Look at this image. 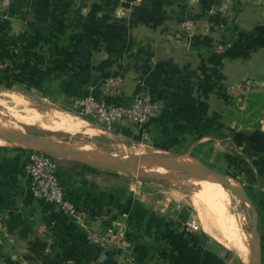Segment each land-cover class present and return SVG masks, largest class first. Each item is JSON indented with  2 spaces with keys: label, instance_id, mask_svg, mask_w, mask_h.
<instances>
[{
  "label": "crops",
  "instance_id": "obj_1",
  "mask_svg": "<svg viewBox=\"0 0 264 264\" xmlns=\"http://www.w3.org/2000/svg\"><path fill=\"white\" fill-rule=\"evenodd\" d=\"M11 1L9 18H0V57L12 58L11 46H21L15 55L18 77L10 87L63 107L84 95L86 84L99 96L102 80L116 74L124 103L147 89L161 104L146 124L147 138L141 142L118 124L110 135L171 154L211 146L218 163L241 172L243 159L258 188L252 193L260 196L256 232L264 264V93L246 99L245 112L237 109L241 98L226 95L237 80L249 78L251 91L264 85V0H236L231 26L209 32L205 23L219 19L207 10L217 0ZM187 18L197 20L193 31L179 26ZM225 40L229 47L213 52ZM80 121L75 131L95 133ZM26 154L22 146L0 147V214L8 215L0 264H16L19 257L29 264L69 259L131 264L130 257L136 264H235L213 231L203 229L214 239L183 233L167 203L141 194L124 175L57 157L66 195L91 214L83 228L53 204L32 197L23 170ZM179 159L190 161L186 155ZM120 229L126 240L122 248L104 250L87 238V230Z\"/></svg>",
  "mask_w": 264,
  "mask_h": 264
},
{
  "label": "rangeland",
  "instance_id": "obj_2",
  "mask_svg": "<svg viewBox=\"0 0 264 264\" xmlns=\"http://www.w3.org/2000/svg\"><path fill=\"white\" fill-rule=\"evenodd\" d=\"M261 88L262 89L258 88L257 90L250 91L252 93L249 92L242 96L238 104L243 103L244 105L245 100L247 99L249 101V97L254 93H264V85H262ZM257 99L260 101L261 97H258ZM243 105L240 106L241 108H237L238 111L245 112L244 110L246 104L244 106ZM234 107H237V105ZM244 117L245 116L243 115L242 118ZM58 118H64L65 121L67 120V123L70 121L72 124H63L61 120H58ZM80 120H83L84 122L91 125L94 128L95 133L87 134L81 131H75V126L79 123H82ZM0 121L4 123V125H0V127L6 129L4 132L7 133V136L10 139L33 137L44 139L61 146H64L66 143L80 147L87 145L93 146L89 147L88 153H98L97 150H99V154L95 155V159L93 160H107V158L124 156L134 157L135 159L138 158L140 154L146 155L151 153H159L160 156L164 157H171L172 155H186L191 162L196 163L197 167H203L206 170L212 171L213 173L219 175L220 177L226 175L231 180H234L233 184L235 187L245 195L247 200L244 197V199H242L230 189H226L225 187L223 188L224 196L226 198V215H229L228 217L234 219L239 227V234H241L240 236L243 237L248 246L249 244L251 245L250 237L252 234V226L257 228V219L256 217L253 219L252 215L253 210L256 213V206L258 205L257 198L260 197L257 196L259 194H254V192L252 193L254 189H258L254 186L256 185L254 175L252 177L246 172L245 168L247 167L244 166L245 163H241V165H239L242 169V172L239 169L236 170L235 167L230 166L229 164L226 165L218 163V159H215V156L213 155L214 153L211 149V146H208L199 152L193 151L190 154H171L164 151H155L141 143H130L123 139H117L110 135V132L108 131L109 129H106L93 122L86 121L84 118L77 117L69 110L63 108L61 105L53 104L48 100H43L38 97H30L22 91H19L16 88L7 87L4 84H0ZM257 122H260V120H257ZM0 139L3 140V143L0 144V147L22 146L25 149H45L40 143L37 142L24 141L25 143L19 144L11 140L4 139L1 136ZM28 143L32 144V147L28 146ZM247 166L250 167V165ZM94 167L99 170L102 169L108 173H118L124 175L127 181L137 188L141 194L148 195L152 199H157L158 203H167L170 208V215H172L174 219H194L198 225V229L195 230V232L214 239L212 236L203 231L204 228L209 227V229L215 234H218V232L220 234L214 213L208 209L206 206V201L199 194L196 184L192 181V178L196 177L195 174H203L204 176L209 175L208 173H205V171H202V169L182 170L174 167V169L171 168L165 170V166L159 165L146 167L145 169L138 168L137 171L130 170L115 172L110 168V166ZM248 170L251 171V167ZM206 178H208V180H214L211 177ZM198 181L203 182L207 180L201 179ZM260 191L263 192L264 190ZM211 217L214 218L213 220L216 221L215 223L212 221ZM221 245L225 247L224 244ZM229 253L231 254V261L233 263L244 264L243 261L234 253V251L229 249Z\"/></svg>",
  "mask_w": 264,
  "mask_h": 264
},
{
  "label": "built area",
  "instance_id": "obj_3",
  "mask_svg": "<svg viewBox=\"0 0 264 264\" xmlns=\"http://www.w3.org/2000/svg\"><path fill=\"white\" fill-rule=\"evenodd\" d=\"M118 1V0H113ZM11 0H0V18H9ZM236 0H217L207 10L210 17L218 18V21H208L204 30L209 32L213 28L224 29L230 27L233 9ZM197 25L196 19L187 18L180 22L179 26L184 31H193ZM228 41H222L213 46V52L223 53L229 47ZM21 49L20 44L11 46L12 58L0 57V72L13 69L18 73L19 69L14 66L15 55ZM253 83L249 78L230 83L226 88L227 98L230 100L240 99L252 90ZM92 84H86L85 94L70 100L67 107L74 115L85 120L93 121L106 129H113L115 124L132 131L143 142L147 138L146 124L155 117L160 110L159 100H155L147 89L141 88L135 93L128 103L121 101L123 84L121 77L116 74L102 80L99 96L92 93ZM142 144V143H141ZM26 160L23 163L24 174L28 180V189L33 198L47 204H53L68 219L87 227L91 218L90 212L76 206L66 195L63 185L57 175L58 160L50 153L39 149H26ZM8 215L0 214V251L4 245ZM182 226L190 232L198 229L194 219L179 220ZM87 238L91 243L106 250L110 248H122L126 242L125 231L117 230L115 233L87 230ZM131 264H136L135 258H129ZM16 264H29L28 260L19 257ZM67 264H100L96 261L82 262L69 259Z\"/></svg>",
  "mask_w": 264,
  "mask_h": 264
},
{
  "label": "bare ground",
  "instance_id": "obj_4",
  "mask_svg": "<svg viewBox=\"0 0 264 264\" xmlns=\"http://www.w3.org/2000/svg\"><path fill=\"white\" fill-rule=\"evenodd\" d=\"M58 120H61L62 122L63 121L67 122V120L65 121L64 118H62V119L58 118ZM69 123H70V121H69ZM70 124H72V123H70ZM0 125H4V123L2 121H0ZM0 130L6 131V129L2 128V127H0ZM11 141H14L15 143H19V144L25 143V142H18L16 139H12ZM1 143H3V140L0 139V144ZM28 146L32 147V144L28 143ZM63 147L66 150V152H69L71 154H76V155H86L90 159L91 158L95 159L94 156L99 154V150H97L98 153H88L89 147H93L90 145L80 147L77 145H70L69 143H66ZM155 154L160 155L159 153H155ZM140 155H139V157H140ZM181 156H184V155H178V156L172 155L169 159H172L173 161H176L181 165H195L196 166L195 162L193 163L191 161H181L179 159V157H181ZM110 159L113 163H115V165H125L126 163H128L129 161L134 159V157L124 156V157H115V158H110ZM91 162L100 166V167H109L111 165V163L108 160L106 161V160L98 159V160H91ZM165 162H166L165 160H161V159L158 162H145V163H142L141 165H139L138 168L139 169H145L146 167H152V166H159L160 165V166H165L164 167L165 170H168L170 168L174 169V167L168 165V163H165ZM137 169H136V171H137ZM195 176L211 177L212 179L215 180V181L214 180L212 181V180H208V178H206V179L203 178L202 180H207V181L202 182V181L192 179V181L196 184V186L198 188L199 194L206 201V206L208 207L209 210H211L214 213V216L216 218L217 227L219 228L220 234H219V232H218L219 235L215 234L213 232L214 233L213 237L216 238L222 244H224L225 247L234 251V253L241 260H243L245 262V264H248V262H249V264H256L257 259H256L255 235L251 234V237H250L251 245L249 244V246H248L246 244V241L243 239V237L240 236L241 234H239V227H238L237 223L234 221V219H232L231 217H228L229 215L228 216L226 215V208H225L226 198L224 196V189L223 188L224 187L226 189H230L231 187L236 188L235 185L233 184L234 180H231L226 175H224V177L222 178L223 181L217 179L213 175L204 176L203 174H195ZM234 193L236 195H239L242 199H244L242 195H240L236 192H234ZM201 205H203V204H201ZM197 207H198V204H197ZM206 216H205V218H206ZM211 218H212V221H214L213 220L214 218L213 217H211ZM216 221H214V223ZM204 229L208 233H210V234L212 233V231L209 229V227L204 228ZM249 247H250V253H249ZM249 257H250V260H249Z\"/></svg>",
  "mask_w": 264,
  "mask_h": 264
},
{
  "label": "water",
  "instance_id": "obj_5",
  "mask_svg": "<svg viewBox=\"0 0 264 264\" xmlns=\"http://www.w3.org/2000/svg\"><path fill=\"white\" fill-rule=\"evenodd\" d=\"M0 136L4 139H8V140H12L7 136V133L4 131L0 130ZM17 141H32V142H37L40 143L45 149H42L48 153H50L51 155H53L54 157H60V158H71V159H76V160H80V161H84L86 163H88L89 165L92 166H97L100 167L94 163L91 162V160H93L92 158L90 159L88 156L86 155H76V154H71L69 152H66V150L64 149L63 146L58 145L56 143H51L49 141H46L44 139H39V138H27V137H22V138H18L16 139ZM170 157H164V156H160V155H156V154H146V155H141L138 158L132 159L131 161H129L128 163H126L125 165H115V163H113L111 161L110 158H107V160L111 163L110 168L114 171H130V170H136L138 168V166L142 163L145 162H158L160 159L161 160H165V163H168V165L175 167V168H179L182 170H198V169H202V171H205V173H208L209 175H213L214 177H216L217 179L223 181V177H220L219 175L213 173L212 171L206 170L203 167H197V166H190V165H181L176 161H173L172 159H169ZM106 160V161H107ZM233 192H236L240 195H242L245 199V195L239 191L237 188L231 187L230 188ZM247 200V199H246ZM253 219H255L256 217V213L253 210ZM255 224V223H254ZM252 234L255 235V242H256V264H261V259H260V244H259V239H258V234L256 232V227L252 226V230H251Z\"/></svg>",
  "mask_w": 264,
  "mask_h": 264
},
{
  "label": "trees",
  "instance_id": "obj_6",
  "mask_svg": "<svg viewBox=\"0 0 264 264\" xmlns=\"http://www.w3.org/2000/svg\"><path fill=\"white\" fill-rule=\"evenodd\" d=\"M14 66H15V68L17 67L16 63H14ZM17 77H18V73H14L13 69H11V70H9V69L3 70V71L0 72V84H4L5 86L10 87L11 86V82L15 81L17 79ZM242 150L247 151L246 148H243ZM240 162L243 163V164L245 163L243 159H241ZM244 166L247 167V168H245L246 172L249 173L250 176L253 177V174L251 173V171L248 170L249 167L247 166L246 163L244 164ZM184 232H186L189 236L193 237L192 236L193 233H191L190 231H187V230L183 229V233Z\"/></svg>",
  "mask_w": 264,
  "mask_h": 264
}]
</instances>
